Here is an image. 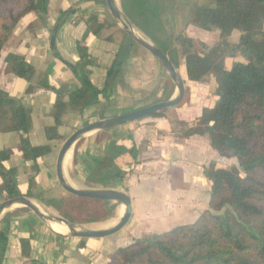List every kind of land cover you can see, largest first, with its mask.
<instances>
[{
    "label": "crops",
    "instance_id": "0c3cea01",
    "mask_svg": "<svg viewBox=\"0 0 264 264\" xmlns=\"http://www.w3.org/2000/svg\"><path fill=\"white\" fill-rule=\"evenodd\" d=\"M117 1L120 4V0ZM95 15L100 23L107 21L106 26L98 35L86 34L88 21ZM111 23L106 0H48L46 20L35 11L24 15L1 51L0 88L29 108L32 125L26 136L30 143L51 147L50 153L36 161L25 160L16 151L5 166L16 169L18 186L23 194L28 192L29 182H35L33 196L28 198L51 213L54 207L48 199L69 194L60 185L56 172L57 156L63 142L76 129L102 118L98 105L82 112H69L58 126L61 137L49 139L45 130L55 125L51 114L55 93L39 83L47 78L55 87L67 86L68 90L78 87L80 82L67 63L74 64L80 59L78 45H81L88 48L95 61L88 66L90 79L102 88L122 40L119 24ZM189 28L190 25L185 29L188 36ZM201 41L212 45L207 40ZM10 53L23 55L32 63L34 76L30 80L5 72V59ZM180 67H183V59ZM168 78V73L153 54L135 49L126 63L124 83L108 92L106 97H100L99 106L109 102L111 110L118 115L159 99L164 101L162 83ZM185 86V97L179 105L162 110L160 116H148L88 133L76 141L66 156L64 173L72 186L116 189L129 194L132 216L124 228L101 238L72 237L54 231L52 224L29 208L16 205L0 217V230L6 223L9 226L7 248L0 264H107L124 240L161 233L196 221L208 209L206 204L209 207L211 188L205 168L212 161L225 165L233 158L220 156L207 135H184L199 122L203 107L213 103L217 85L212 75L201 81H186ZM176 94L174 84L171 98ZM22 136L21 131H0V150H17ZM116 144L137 146L141 149L139 161L131 157L121 159L125 176L114 181L110 188L88 185V178L98 162ZM2 201L0 198V203ZM123 213L124 207L118 204L114 219L91 224L89 228H110Z\"/></svg>",
    "mask_w": 264,
    "mask_h": 264
},
{
    "label": "trees",
    "instance_id": "16d2710c",
    "mask_svg": "<svg viewBox=\"0 0 264 264\" xmlns=\"http://www.w3.org/2000/svg\"><path fill=\"white\" fill-rule=\"evenodd\" d=\"M208 1L210 5L191 8L189 23L206 31L218 29L221 40L213 46L188 36L185 30L175 32L168 28L169 18L177 12V0H120V4L136 30L171 59L185 82L201 81L214 73L217 87L213 103L203 107L199 122L184 135H207L220 156L238 160L243 174L236 167L212 161L205 168L211 188L209 208L196 221L118 247L107 264H264V0ZM33 11L46 20L48 0H0V56L20 19ZM106 23L92 16L86 34L98 35ZM110 25L117 26V22L112 18ZM120 31V49L107 70L102 88L90 79L88 66L95 61L88 48L81 45H78L80 59L74 64L67 63L80 82L78 87L68 90L67 86L55 87L47 78L40 81L39 84L55 93L51 112L55 125L45 130L49 139L61 137L58 126L69 112H82L98 105L102 119L116 115L109 102L99 106L100 97H106L124 83L127 60L141 47L122 28ZM235 31L240 36L237 42L231 43L229 37ZM227 47L231 56L241 55L244 60H227L224 50ZM5 64L6 73L26 80L34 76L32 63L23 55L10 53ZM162 86L163 98L169 100L174 92L172 80L168 78ZM162 112L151 116H160ZM31 125L29 108L0 88V131L23 132L17 150H0V198L3 200L33 196L35 182L30 181L28 192L23 194L16 169L5 166L12 154L18 151L25 160L36 161L51 152L49 145L30 143L26 134ZM140 150L135 145H113L98 162L88 185L112 187L126 173L120 160L131 157L138 162ZM68 195L82 202L77 207L80 216L67 206L69 196L48 199V202L54 207L53 213L73 224L91 225L116 217L119 203ZM8 228L6 223L0 230V263L7 248Z\"/></svg>",
    "mask_w": 264,
    "mask_h": 264
},
{
    "label": "water",
    "instance_id": "95a60500",
    "mask_svg": "<svg viewBox=\"0 0 264 264\" xmlns=\"http://www.w3.org/2000/svg\"><path fill=\"white\" fill-rule=\"evenodd\" d=\"M106 3L112 18L118 24L121 25L123 30L127 32V34L131 38H133V40L136 43H138L141 47H143L145 50L149 51L151 54H153L156 57V59L159 61L161 66L165 69V71L168 73L169 77L175 84L177 94L172 98H170L169 100L158 101L150 105L131 110L126 113L100 119L96 122L89 123L87 125H84L83 127L76 129L63 142L59 150L57 156V162H56V172L60 185L67 193L78 197L91 198L97 200H107V201L119 203L124 207V213L121 216V218L118 220V222L110 228H106V229L78 228L68 219L45 211L44 209L40 208L36 203H34L30 198L22 195L18 197L5 199L0 203V217L3 215V213L6 210L16 205H21L29 208L44 221L64 224L68 229L67 235L72 237H80V238H101L112 235L118 232L119 230H121L122 228H124L130 221V218L132 216V199L129 196V194L116 189H80L72 186L66 180L64 173V163L66 156L68 155L69 151L73 148L76 141L88 133L108 130L116 126H119L121 124L139 120L144 117L151 116L156 112L179 105L185 97L186 86L180 70L173 64L171 59L159 47H157L152 42L148 41V39L144 38L138 33V31L130 22L125 12L122 10L118 1L106 0Z\"/></svg>",
    "mask_w": 264,
    "mask_h": 264
},
{
    "label": "rangeland",
    "instance_id": "374dc122",
    "mask_svg": "<svg viewBox=\"0 0 264 264\" xmlns=\"http://www.w3.org/2000/svg\"><path fill=\"white\" fill-rule=\"evenodd\" d=\"M177 12L173 18L170 17L169 18V27L170 29L174 30L175 32H179V31H184L186 29V27H188L190 25V28H189V36L196 39V40H207L209 43H212L211 46L217 44L220 42L221 40V37H220V32L218 29H214V30H211V31H206L204 29H201L199 28L197 25L195 24H190V17H191V8L194 7V6H197V5H210L209 1L208 0H177ZM119 28H122L121 25L119 24ZM123 29V28H122ZM138 33L143 36L144 38L148 39L146 36H144L142 33H140L138 31ZM122 34V33H121ZM239 36H240V33L238 31H235L234 32V35H232L231 37H229V41L231 43H234V42H237L238 39H239ZM148 41L152 42L151 40L148 39ZM153 43V42H152ZM139 49H144L143 47H140ZM145 50V49H144ZM224 50L226 55V59H234V61H237L235 59H238V60H244L243 57L241 55H234V56H231L232 53L230 52L229 48H225ZM182 58H180V61H181ZM232 61V60H231ZM210 75H212L213 79H214V82L215 84L217 85V81H216V77L214 75V73H211ZM233 163H231L229 160L225 162V165L226 166H229V167H236L240 173L243 174V171L242 169L240 168L239 164H238V160L236 158H233L232 159ZM69 196V195H67ZM68 200H67V206L70 207V210L76 215V216H80L81 215V212L77 209V207L82 204L81 201H78L77 199H74L73 197H67ZM206 208H209L206 204ZM47 211V210H45ZM49 212V211H47ZM51 213V212H50ZM52 214H55L57 216H61L60 214L58 213H53ZM114 219V218H113ZM112 220V219H111ZM47 223L49 225L53 224L52 222H49L47 221ZM79 223V222H78ZM76 227L78 228H89V225H86V224H74ZM152 235V234H151ZM150 236V235H149ZM144 237H147V236H143L142 238ZM142 238H138V239H142ZM138 239H131V240H124V242H122V247L124 246H127L133 242H135L136 240ZM129 241V242H128Z\"/></svg>",
    "mask_w": 264,
    "mask_h": 264
},
{
    "label": "bare ground",
    "instance_id": "6f19581e",
    "mask_svg": "<svg viewBox=\"0 0 264 264\" xmlns=\"http://www.w3.org/2000/svg\"><path fill=\"white\" fill-rule=\"evenodd\" d=\"M69 154L70 153H68V155ZM52 228L55 231H58V232H61V233H67L68 232V229H67V227L64 224L53 223L52 224Z\"/></svg>",
    "mask_w": 264,
    "mask_h": 264
}]
</instances>
